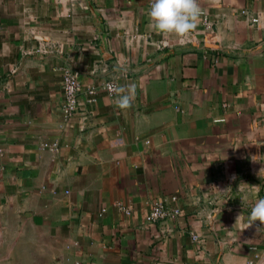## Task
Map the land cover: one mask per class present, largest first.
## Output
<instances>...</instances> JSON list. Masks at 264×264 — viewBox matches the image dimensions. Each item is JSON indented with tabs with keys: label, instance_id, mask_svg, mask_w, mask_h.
Here are the masks:
<instances>
[{
	"label": "crops",
	"instance_id": "1",
	"mask_svg": "<svg viewBox=\"0 0 264 264\" xmlns=\"http://www.w3.org/2000/svg\"><path fill=\"white\" fill-rule=\"evenodd\" d=\"M151 3L0 0V264H264V0Z\"/></svg>",
	"mask_w": 264,
	"mask_h": 264
},
{
	"label": "clouds",
	"instance_id": "2",
	"mask_svg": "<svg viewBox=\"0 0 264 264\" xmlns=\"http://www.w3.org/2000/svg\"><path fill=\"white\" fill-rule=\"evenodd\" d=\"M201 14L197 0H152L149 17L152 28L163 35L186 34L196 27ZM119 91L124 92V88ZM131 93L121 95L118 103L127 107L131 103ZM255 159V157H253ZM249 219L264 223V199L257 200L250 211ZM251 223V224H252Z\"/></svg>",
	"mask_w": 264,
	"mask_h": 264
},
{
	"label": "built area",
	"instance_id": "3",
	"mask_svg": "<svg viewBox=\"0 0 264 264\" xmlns=\"http://www.w3.org/2000/svg\"><path fill=\"white\" fill-rule=\"evenodd\" d=\"M61 87L63 91V102H62V113L63 116L68 119L70 118L78 107V96L81 90V85L79 78L76 73L71 70L63 69L62 70V80H61ZM104 89L110 95H114L117 89V85L114 82H105ZM90 94L94 93V90L89 91ZM89 101H93V98L90 97ZM49 148H55V145H45ZM126 212L129 213V209H126ZM179 213L178 209H174L172 211L165 208L160 203H155L152 205L150 211L146 216L147 222H152L156 220L163 219L168 217L172 214Z\"/></svg>",
	"mask_w": 264,
	"mask_h": 264
}]
</instances>
